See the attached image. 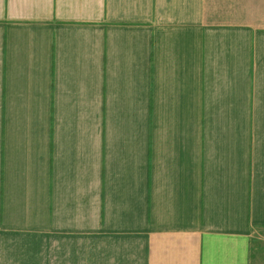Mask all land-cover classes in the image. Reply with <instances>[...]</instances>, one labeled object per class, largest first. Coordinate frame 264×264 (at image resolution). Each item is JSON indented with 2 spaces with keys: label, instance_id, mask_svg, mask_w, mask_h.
<instances>
[{
  "label": "crops",
  "instance_id": "1",
  "mask_svg": "<svg viewBox=\"0 0 264 264\" xmlns=\"http://www.w3.org/2000/svg\"><path fill=\"white\" fill-rule=\"evenodd\" d=\"M264 0H0V264H264Z\"/></svg>",
  "mask_w": 264,
  "mask_h": 264
},
{
  "label": "rangeland",
  "instance_id": "2",
  "mask_svg": "<svg viewBox=\"0 0 264 264\" xmlns=\"http://www.w3.org/2000/svg\"><path fill=\"white\" fill-rule=\"evenodd\" d=\"M260 236V243L258 245H260L262 248V250L264 249V234L262 235H258L257 237Z\"/></svg>",
  "mask_w": 264,
  "mask_h": 264
}]
</instances>
